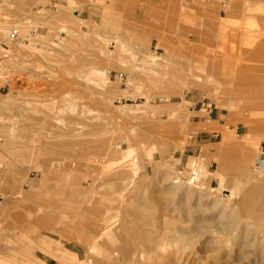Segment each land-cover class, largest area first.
Masks as SVG:
<instances>
[{
	"label": "rangeland",
	"instance_id": "374dc122",
	"mask_svg": "<svg viewBox=\"0 0 264 264\" xmlns=\"http://www.w3.org/2000/svg\"><path fill=\"white\" fill-rule=\"evenodd\" d=\"M0 28V264H264V0H0Z\"/></svg>",
	"mask_w": 264,
	"mask_h": 264
},
{
	"label": "bare ground",
	"instance_id": "6f19581e",
	"mask_svg": "<svg viewBox=\"0 0 264 264\" xmlns=\"http://www.w3.org/2000/svg\"><path fill=\"white\" fill-rule=\"evenodd\" d=\"M1 33H3V36H5V35H7L8 33L5 31V30H2L1 28H0V35H1ZM0 38H2V37H0ZM11 40V39H10ZM193 77L194 78H200L198 75H193ZM124 167V166H123ZM256 194H257V196L258 197H263V195H260L259 193H257V192H255ZM123 194V193H122ZM157 194V193H156ZM155 197V196H154ZM156 198V197H155ZM121 199H122V202H123V196H121L120 198H119V200L121 201ZM118 203H119V201H118ZM125 203V202H124ZM148 206V205H147ZM151 207V206H150ZM122 208V207H121ZM120 209H117L116 208V210H115V212L113 213V215H112V217H109V219H107V220H109V221H107V225L109 224V222H110V225L109 226H112L117 220H118V218H119V211ZM257 213H259V212H257ZM189 215V214H188ZM170 223H172V222H170ZM170 223H168V224H170ZM147 224V223H146ZM162 224H165V223H163L162 222ZM145 225V224H144ZM166 225V224H165ZM170 225H172V224H170ZM177 225V224H176ZM109 226H107V227H109ZM177 226H180L179 224L177 225ZM152 227V226H151ZM169 227V226H168ZM171 227V226H170ZM173 227V226H172ZM171 227V228H172ZM256 227L258 228V230H261V226L260 225H256ZM173 228H175V225H174V227ZM107 229V228H106ZM154 229V228H153ZM170 229V228H169ZM168 228H165V226L164 227H162L161 229H160V231H159V235H156V237L155 238H149V237H147V243L149 244V246H150V249L152 250V252H154V251H156L157 249H159V247H161V246H163L165 243H167V242H170V240L168 239V235L170 234L169 233V230ZM181 229L182 228H180V229H177L176 228V230H179V231H181ZM103 230V229H102ZM116 230L117 229H115V230H112V229H109L108 230V232L110 233V234H113V233H117L118 235H119V233L118 232H116ZM119 230V229H118ZM186 229H184V231H185ZM120 231V230H119ZM179 231H178V233H179ZM190 231V230H189ZM101 232V231H100ZM173 232H174V230H173ZM173 232H171V233H173ZM182 232V231H181ZM150 233V232H149ZM169 233V234H168ZM185 233V232H184ZM190 233V232H189ZM188 233V234H189ZM168 234V235H167ZM117 235V236H118ZM119 236H121V235H119ZM146 236H148V235H146ZM145 236V237H146ZM170 236V235H169ZM106 238V237H105ZM126 238V237H125ZM125 238H123L122 236L121 237H118V240H120L121 241V239H125ZM131 238H133V237H131ZM206 240H208V239H206ZM260 243L261 242H264V232L262 233V236H260ZM125 241L123 240V243H124ZM183 242V240H171V244L173 243V244H181ZM235 242H236V240H235ZM122 243V244H123ZM210 244V243H209ZM221 244V243H220ZM204 245H205V243H204ZM104 246V245H103ZM219 246V245H218ZM218 246H216V247H218ZM227 246V245H226ZM226 246H224V247H226ZM204 247H206V246H204ZM209 247H211V245L209 246ZM104 248V247H103ZM212 248V247H211ZM122 249L124 250V249H126L125 247H122ZM229 249V248H228ZM264 249V248H263ZM208 250H209V248H208ZM211 250V249H210ZM219 250V251H218ZM217 251L219 252H217L216 254H217V256H218V254L220 255V252H221V250L220 249H218ZM225 251V250H224ZM150 252V251H149ZM212 252H214V251H212ZM222 252H223V250H222ZM260 252V251H259ZM228 253H230V251L229 252H227V249H226V252H225V256H227V254ZM231 254V253H230ZM230 254H228V256L230 255ZM221 255H222V253H221ZM216 256V255H215ZM216 256V257H217ZM219 257V256H218ZM217 257V258H218ZM222 264H224V263H222ZM229 264V263H228Z\"/></svg>",
	"mask_w": 264,
	"mask_h": 264
},
{
	"label": "built area",
	"instance_id": "2783aa9c",
	"mask_svg": "<svg viewBox=\"0 0 264 264\" xmlns=\"http://www.w3.org/2000/svg\"><path fill=\"white\" fill-rule=\"evenodd\" d=\"M16 35H17V32L16 31H12L11 33H10V39H14L15 37H16Z\"/></svg>",
	"mask_w": 264,
	"mask_h": 264
}]
</instances>
